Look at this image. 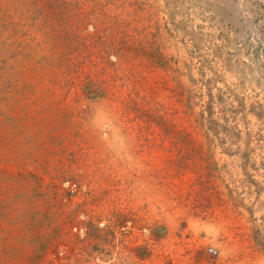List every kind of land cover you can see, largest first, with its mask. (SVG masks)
<instances>
[{"label": "rangeland", "instance_id": "obj_1", "mask_svg": "<svg viewBox=\"0 0 264 264\" xmlns=\"http://www.w3.org/2000/svg\"><path fill=\"white\" fill-rule=\"evenodd\" d=\"M0 264H264V0H0Z\"/></svg>", "mask_w": 264, "mask_h": 264}, {"label": "built area", "instance_id": "obj_2", "mask_svg": "<svg viewBox=\"0 0 264 264\" xmlns=\"http://www.w3.org/2000/svg\"><path fill=\"white\" fill-rule=\"evenodd\" d=\"M207 252L211 255H214L216 253V250L213 247L209 246L207 247Z\"/></svg>", "mask_w": 264, "mask_h": 264}]
</instances>
